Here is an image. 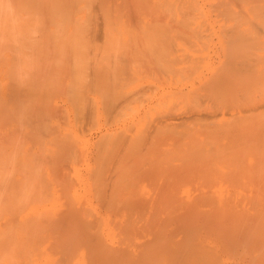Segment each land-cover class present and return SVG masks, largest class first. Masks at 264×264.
Returning <instances> with one entry per match:
<instances>
[{"label": "bare ground", "instance_id": "6f19581e", "mask_svg": "<svg viewBox=\"0 0 264 264\" xmlns=\"http://www.w3.org/2000/svg\"><path fill=\"white\" fill-rule=\"evenodd\" d=\"M21 5L0 264H264V0Z\"/></svg>", "mask_w": 264, "mask_h": 264}, {"label": "rangeland", "instance_id": "374dc122", "mask_svg": "<svg viewBox=\"0 0 264 264\" xmlns=\"http://www.w3.org/2000/svg\"><path fill=\"white\" fill-rule=\"evenodd\" d=\"M1 1H4V0H1ZM1 1H0V7H1V3H3V2H1ZM5 1H6V0H5ZM5 1H4V2H5ZM13 1H15V0H13ZM16 1H17V3H12V4H14V6H13V5H12V6L15 7V4L18 5V6H16V8H14V9L11 8V9L14 10V12L16 11L15 9H17V12L15 13V15H16L18 12H21V10H19V8L23 7V6L21 5V4L23 3V0H16ZM16 1H15V2H16ZM20 1H21V2H20ZM7 2H8V1H7ZM8 3H9V2H8ZM4 4H6V2H5ZM4 4H3L2 6H4ZM10 4H11V3H10ZM10 4H7L8 7H9ZM20 5H21V6H20ZM4 7H6V5H5ZM2 9H5V10H6V8H2ZM7 9H10V8H7ZM5 10H4L3 12H5ZM13 10H12V11H13ZM18 10H19V11H18ZM22 10H23V8H22ZM1 11H2V10H0V12H1ZM8 11H9V10H8ZM8 11L5 12V13H3L4 15L6 14V19H8V20L5 19V16H4V15H3L4 18L1 20L2 12H1V15H0V21H1V22H0V25H1V23H3V25H2L3 27H6L8 21H10V20H11L12 23H14V22H13V16H14L13 14H14V13H13L12 11H9V12H8ZM10 12L13 13V14L11 13V14H12V19H11ZM8 13H9V15H7ZM18 14H20V13H18ZM14 18H15L16 20L18 19V18H16V17H14ZM4 19H5V20H4ZM9 19H10V20H9ZM16 20H15V21H16ZM6 21H7V22H6ZM17 21H19V19H18ZM17 21H16V25L19 24ZM12 23H9V25L12 24ZM12 25H13V26L10 25L11 28L14 29V26H15V28H16L17 31H19V29H21L20 27H19V28L17 27L18 25H17V26H16L15 24H12ZM2 26H0V27L2 28ZM8 27H9V26H8ZM8 27L4 28L5 30H4L3 28H2V30H1V28H0V33H1L3 30L5 31V33L3 32V35H0V38H6L7 35L9 36V32L12 33V30H13V29H10V27H9V29H8ZM17 28H18V29H17ZM6 29L11 30V31H8V30H7V31H8V32H7ZM22 29H23V28H22ZM22 29H21V30H22ZM28 29H31V28H28ZM32 29H33V28H32ZM35 29H37V28H35ZM38 29L40 30V28H38ZM43 29H45V28H43ZM16 30H14V32H16ZM23 31H24V29L22 30V33H21V32H20V33H19V32H16V33H18V34H20V35H21V34L24 35L25 33H23ZM14 32L11 34V36H12L13 34L16 35V33H14ZM39 32H40V31H39ZM41 32H42V31H41ZM7 33H8V34H7ZM1 34H2V33H1ZM4 34H7V35H4ZM15 35H13V36H15ZM20 35H18V36L16 35V36L13 37V38L15 39L16 37H17V38L19 37V40H17V41L21 42L22 39H21ZM36 35L39 37V36H40V33H38V34H36ZM2 36H3V37H2ZM5 36H6V37H5ZM9 37H10V36H9ZM17 38H16V39H17ZM9 39H10V38H9ZM9 39H8V37H7L8 42H7V40H6V42H5V41L3 42V40H5V39H2V41H1V43L3 42L4 46L7 45V46H6V49H5L4 46H2V47L0 46V47H1V48H0V51H1V54H0V101H1V102H0V107L2 106V109L0 108V109H1V110H0V112H1V113H0V114H1V115H0V117H1V118H0V121H2V122H0V123L2 124V125L0 124V125H1V126H0V127H1V128H0V131H1L2 129H4V127L6 128V126H7V127L9 126L10 129H11V127L14 128V126H15V128H14L13 130H15L16 128H17L18 130H17V132H16V137H14V136H15V135H14V136H12L13 138H11V140L13 141V139H17V138L19 137L20 132H21V131H20L21 128L19 129L18 126H20V124L22 123V122L19 123V120H20V119H19V120H16L15 117L17 118V116H21V115H22V116L20 117V118H22V117L24 116V113L21 114V112L24 111V110L26 109L25 107H27V106L25 105V102H26V100H28V98H30V97H26V96H25V93H24V86L21 85V81L19 82V79H16V81L18 80V85L15 84V83H17L16 81H15V82L13 81V80H14L13 77H16L15 74H13L14 76H11V77H10V75L13 73V72H11V71L14 70V69H13L14 67H11V66L14 65L13 63H15V62L17 61V60L14 58L15 55H13V54H16V52H17V50H18L17 47H19L20 44H19V42H17L19 45H16V43H15L16 40H13V42L15 41V42L13 43V42H11ZM37 39H38V38H37ZM11 40H12V39H11ZM1 43H0V45H1ZM7 43H8V44L11 43L12 45L8 46ZM21 43H22V42H21ZM13 44H14V46H15V45L17 46V47L15 46L16 51H14L15 49H14V47H13ZM3 47H4V48H3ZM7 47H8V48H7ZM10 47H13V48H10ZM2 48H3V50L5 49V51H4V53H3V56L6 55L7 57H6V56H5V57L2 56V52H3ZM9 49H10V50H13V49H14V50H13L14 53L11 52ZM20 49H21V46L19 47V50H20ZM8 50H9V52H8ZM19 50H18V51H19ZM21 52H22V51H21ZM5 53H7L8 55L5 54ZM9 53H10V54H9ZM19 53H20V51L17 52V55H18V57H16V58H18V61H17V62H19V61H20L19 59H21V58H19V57H21V53H20V56H19ZM10 55H12V57L14 56V57H13L14 59L12 58V59L14 60L13 62H12L11 59H9V58H11ZM1 57H2L3 59H2ZM8 57H9V58H8ZM5 58H6V59H5ZM7 60H9L10 63H9ZM5 63H6V66H5ZM20 63H21V61H20ZM9 64H11V65H9ZM16 64L19 65L18 63H15V66H16ZM8 66H10V67H8ZM19 66H21V65H19ZM9 68H10V69H9ZM8 69L11 70V71H9ZM12 69H13V70H12ZM16 69L18 70V73H19L20 70H22L21 67L18 68L17 66H16ZM19 69H20V70H19ZM17 70H16V71H17ZM4 71H5V72H4ZM8 72H9V73H8ZM14 72H15V70H14ZM10 73H11V74H10ZM15 73H16V72H15ZM18 73H17V74H18ZM8 74H9V75H8ZM17 74H16V75H17ZM19 75H21V73H20ZM19 75H18V77H19ZM11 78H12V79H11ZM11 82H14V84L11 83ZM9 83H11V84H9ZM19 83H20V84H19ZM7 84H8L9 86H8ZM12 85H14V86H12ZM20 85H21V86H20ZM10 86H12L13 88H16L17 91H14L12 87L9 88ZM19 87H22L23 91H22L21 88L19 89ZM8 88H9V89H8ZM11 89H12V90H11ZM16 89H15V90H16ZM6 90H7V91H6ZM20 90H21V91H20ZM8 91H9V93L14 92V93H12V94H14V95L7 93ZM15 93H16V94H15ZM17 93H18V94H17ZM8 94H9V95H8ZM22 94H23V95H22ZM5 95H7V96H5ZM10 95H12V96H14V97L12 98V96H10ZM52 97H53V99H55L54 96H51L50 98L52 99ZM1 98H2V99H1ZM24 98H26V100H25ZM51 99H50V100H51ZM23 100H24L25 102H24ZM4 102H5V103H4ZM21 102H22V104H23V102H24L23 105H25L24 108H22V109L20 108V107H23V105H21ZM61 103H62V102H61ZM4 104L7 106L6 108H5ZM11 104H12V105L14 104V105H15V108L13 107V108L11 109V107H12V106H10ZM14 105H13V106H14ZM8 106H10V109L7 111V113H8L9 116H10V118L8 117L9 119L7 118L8 114L4 117V115H5V113H6V112H4V111L7 110V108H9ZM17 106H20V107H18V108L20 109V113L18 112L19 110H17V109H18ZM4 108H5V109H4ZM14 110H17V113H19V115H18L17 113H16V114L13 113V114H15L16 116H15V117H14V116H11V115H12V114H11L12 112L10 113V111H14ZM21 110H22V111H21ZM2 113H3V114H2ZM10 114H11V115H10ZM2 116H3V117H2ZM12 117H13V119H15L16 121L14 120V121L12 122V120H13ZM2 118H3V119H2ZM6 118H7V119H6ZM18 118H19V117H18ZM10 119H11V121L9 122L8 120H10ZM6 120H7V122H6ZM21 120L23 121V119H21ZM17 121H18V122H17ZM8 122H9V123H8ZM13 123H14V124H13ZM3 124H4L5 126H3ZM8 124H9V125H8ZM12 124H13V125H12ZM15 124L17 125V127H16ZM2 126H3V127H2ZM20 127H21V126H20ZM9 128L6 129V132L8 131V133H9V131H11ZM96 129H97V130H96ZM93 130H94L95 133L93 132ZM99 130H100V131H99ZM2 131L5 133V136L7 137L8 134L5 132V129L2 130ZM15 131H16V130H15ZM15 131H14V134H15ZM91 132H92V133H91ZM0 133H1V132H0ZM4 133H3V134L1 133L2 135L0 134V136H1L0 138H2V136L4 135ZM10 133L12 134V131H11ZM10 133H9V134H10ZM87 133H88V134H86L87 138H89L90 141H92V139H93V141H95V140H97V138H98L99 135L101 134V129H100V128H93L91 131H88ZM11 134L9 135L10 137H11ZM18 134H19V135H18ZM95 134H96V135H95ZM17 135H18V136H17ZM90 135H93V136H90ZM6 137L3 138L4 140H3V139H0V141H2V140H3V141H7V140L9 141L10 139H7V140H6ZM7 138H9V137H7ZM91 138H92V139H91ZM94 138H95V139H94Z\"/></svg>", "mask_w": 264, "mask_h": 264}]
</instances>
